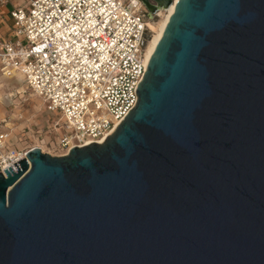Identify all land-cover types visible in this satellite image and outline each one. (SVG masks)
<instances>
[{"label":"water","instance_id":"water-1","mask_svg":"<svg viewBox=\"0 0 264 264\" xmlns=\"http://www.w3.org/2000/svg\"><path fill=\"white\" fill-rule=\"evenodd\" d=\"M136 93L0 172V264H264V0H178Z\"/></svg>","mask_w":264,"mask_h":264},{"label":"built area","instance_id":"built-area-1","mask_svg":"<svg viewBox=\"0 0 264 264\" xmlns=\"http://www.w3.org/2000/svg\"><path fill=\"white\" fill-rule=\"evenodd\" d=\"M9 2L0 0V16ZM154 16L142 0H22L11 9L14 36L0 41V68L7 77L23 74L60 116V156L100 143L135 106ZM34 147L16 146L8 128L0 129V172H17L14 163L25 158L30 168Z\"/></svg>","mask_w":264,"mask_h":264},{"label":"rangeland","instance_id":"rangeland-1","mask_svg":"<svg viewBox=\"0 0 264 264\" xmlns=\"http://www.w3.org/2000/svg\"><path fill=\"white\" fill-rule=\"evenodd\" d=\"M157 12L154 14L156 23L168 14V9ZM58 122L63 124L58 114L47 111L43 99L29 88L24 76L7 77L0 68V129L8 128L16 146H36L53 156H60L62 151L54 148L58 136V129L54 128Z\"/></svg>","mask_w":264,"mask_h":264},{"label":"bare ground","instance_id":"bare-ground-1","mask_svg":"<svg viewBox=\"0 0 264 264\" xmlns=\"http://www.w3.org/2000/svg\"><path fill=\"white\" fill-rule=\"evenodd\" d=\"M177 2H178V0H174L170 6H166V7L163 4H160L157 11L159 9H166L167 8L168 14L166 16H164L161 20H159L157 23H156L155 19H153V21L149 22V28L153 34H152V37L148 43L147 51H146V59L148 62L152 58V56L156 50V47H157L160 39L162 38V36L165 32V29H166L167 24H168V22L172 16L174 10H175ZM117 126L112 131H110L104 138H102L99 142L100 143L104 142V140L116 130Z\"/></svg>","mask_w":264,"mask_h":264},{"label":"crops","instance_id":"crops-1","mask_svg":"<svg viewBox=\"0 0 264 264\" xmlns=\"http://www.w3.org/2000/svg\"><path fill=\"white\" fill-rule=\"evenodd\" d=\"M21 2L22 0H10L9 4L3 7L2 15L0 16V41L10 39L14 36L12 31V19L10 17V11L14 5Z\"/></svg>","mask_w":264,"mask_h":264},{"label":"flooded vegetation","instance_id":"flooded-vegetation-1","mask_svg":"<svg viewBox=\"0 0 264 264\" xmlns=\"http://www.w3.org/2000/svg\"><path fill=\"white\" fill-rule=\"evenodd\" d=\"M156 14H158V12H156ZM160 15V14H159ZM154 18H156L155 16H154ZM156 20V19H155ZM157 21V20H156Z\"/></svg>","mask_w":264,"mask_h":264}]
</instances>
